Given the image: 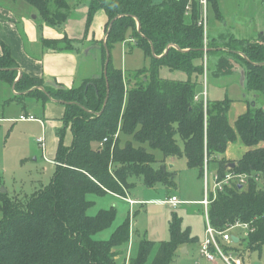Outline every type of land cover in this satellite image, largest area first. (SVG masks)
Listing matches in <instances>:
<instances>
[{
    "label": "trees",
    "instance_id": "obj_1",
    "mask_svg": "<svg viewBox=\"0 0 264 264\" xmlns=\"http://www.w3.org/2000/svg\"><path fill=\"white\" fill-rule=\"evenodd\" d=\"M24 1L38 10L46 26L58 31L84 3ZM86 1V32L97 12L104 11L108 17L106 31H110L106 49L104 46L101 52L103 71L100 77L77 88H46L47 96L63 102L64 131L71 128L73 143L65 147L64 139H60L55 159L57 172L49 185H41L23 198L0 192V264H148L157 246L149 239L140 241L136 255L123 262L117 259L131 244L130 217L114 230L109 240L94 238L113 226L117 210L110 208L90 216L88 210L94 203L87 195L111 192L125 198L126 192L135 186V177L148 189H174L177 173L166 163L170 159L184 157L188 167L198 170L202 178L207 152L209 163L216 166L221 178L232 173L257 176L264 182V147H259L264 143V38L212 39L209 32L205 37L204 28L199 25L200 0ZM207 8L208 24L212 19L210 13L223 19L219 0H207ZM128 39L134 40L146 57H151L150 70L124 74L115 68L111 48ZM42 42L55 51H69L74 45L67 36ZM168 46L171 47L166 52ZM2 47L1 81L14 86L18 93L44 86L42 80L26 74L15 83L17 64L11 50L4 44ZM221 48L229 55L218 54L216 70L212 69V54ZM108 52L110 61L105 75ZM205 55L208 76L231 75L237 65L245 69L246 88L254 95V101L237 119L235 130L229 121L228 99L204 101ZM162 68L185 73L187 80L162 79ZM32 93L46 98L38 90ZM238 139L249 148L243 157L237 162L218 159L228 144ZM134 140L141 145L134 146ZM145 144L161 151L163 158L157 160ZM156 164L159 166L155 167ZM231 164L236 165L232 168ZM209 221L218 231H226L237 223L249 224L252 231L244 241L249 250L260 251L264 247V184L260 186L251 178L244 186H225L209 208ZM169 230L170 240L158 244L150 264H173L179 250L195 241L191 230L183 229L182 218L176 213Z\"/></svg>",
    "mask_w": 264,
    "mask_h": 264
},
{
    "label": "rangeland",
    "instance_id": "obj_2",
    "mask_svg": "<svg viewBox=\"0 0 264 264\" xmlns=\"http://www.w3.org/2000/svg\"><path fill=\"white\" fill-rule=\"evenodd\" d=\"M5 2L9 7L15 6L20 9L25 17L30 18V22L39 26H43L41 15L35 7H30L24 0H0ZM224 4L223 14L224 17L222 27L224 31L229 35L234 34V37L238 41H255L254 37L260 36L261 33H264V0H221ZM15 7H12L15 9ZM222 13V12H221ZM210 15H212L210 13ZM244 17L251 18V23L243 27L241 20ZM212 19H215L214 14ZM242 25V26H240ZM208 32H210L211 22L207 25ZM258 29L260 31H258ZM38 35H39V31ZM259 32V33H257ZM246 38V39H243ZM77 49L81 45L80 42H74ZM219 49V52L213 53L214 58H218V54H222L225 57L229 54L224 52L225 49ZM83 51V49H80ZM83 53V52H82ZM80 54V59L82 56ZM240 55L241 53L238 52ZM234 57L236 55H233ZM243 56V55H241ZM210 64H212V58ZM111 58L112 63L115 68H119L124 71V73H129L134 69L143 68L145 70H150L152 65L151 57H146L141 48H139L136 43L128 44L126 47L123 46V42L115 44L111 48ZM238 58V57H236ZM204 64V63H203ZM217 60L212 64V69L216 70ZM236 69V67H235ZM241 71H235L236 73H242L244 69L243 66H240ZM238 70V68L236 69ZM238 74L233 73L230 77L229 74L226 76H208L206 83L204 82V76L202 78V91L204 92V84L206 85L208 98L212 101L217 100H226L230 101L229 105V121L235 130V123L240 115L244 114L251 104L254 101V95L248 92L246 84L244 86L239 82ZM162 79H175L177 81H186L187 75L180 71H170L168 68H162L159 73ZM203 94V93H202ZM19 98V99H18ZM22 98V99H20ZM41 106L43 103L36 98L24 97L20 93H16L13 89V86L5 81L0 80V190L5 189L7 194L10 197L19 195L21 198L30 196L41 185L47 186L53 180L57 172V164L50 161L48 147L46 148V153H43L41 148L38 146L36 139L44 134L45 140V129L42 127V124L39 121L33 120L34 117L40 120H44V116L41 114ZM256 106L260 107L259 104ZM20 116H23L27 119L32 117L30 120H20ZM18 119L14 121H8L5 119ZM43 121V122H44ZM46 144V142H45ZM134 146H140L141 144L134 140ZM147 150L154 153L157 160L163 158V154L159 150H153L149 144L144 146ZM259 147H264V143H260ZM183 148V143H182ZM249 150L248 147L243 145V143L238 139L237 142L229 143L226 151L218 159H225L229 161H238L240 160L245 152ZM169 160L166 162L168 163ZM159 166L156 164L155 167ZM209 170V184L210 192L214 191V176L219 174L216 166L210 164ZM171 170V169H170ZM177 173L176 183L177 188L172 189L184 194L185 197L195 199L196 197L199 200H203L204 195V185L202 179L199 177L197 170L189 169L187 166L186 159L180 158L177 159L174 169ZM248 176V175H247ZM253 178L256 182H259L260 186L264 184L257 176H248V181ZM135 186L130 189L129 196L132 199H139L143 201L150 200L148 194H152V197H156V193H153L157 190H147L135 177L133 179ZM248 184V183H247ZM162 190V188H160ZM163 191L158 193L159 199H165V193L162 195ZM92 198H99L97 195L90 194L87 195V199L91 201ZM102 199H100L101 201ZM190 203V202H189ZM153 203H137L135 205V210L131 211L130 216L128 214V206L124 208L123 216L120 213L117 215L114 225L118 220H122V224L128 217L131 220V230H134L131 233V245L128 247L125 254L118 257V261L123 262L126 258L129 259L130 256L136 255L138 252V247L140 241L143 239H150L156 242L168 241L170 240V218L173 210L167 211V207L155 206ZM99 203L94 204L89 210L88 215L95 216L100 209ZM113 204H111L112 207ZM123 206L125 204H122ZM185 210L177 212L178 216L182 218L183 229L187 228L188 222L192 221V227L194 228V237L195 241L189 244V249L187 253H181V249L177 253L173 264H225L219 258H217L215 263L206 261L200 257L199 254V242L196 240L198 232H203L205 228L206 216L204 213L203 205L197 204H188L182 205ZM115 207V206H114ZM117 209V208H116ZM125 217V218H122ZM2 219V211L0 209V221ZM120 224V225H121ZM114 225L103 232L98 233L94 236L96 240H109L112 233L114 232ZM118 226V224H117ZM229 234L233 237L236 236L242 242L239 243H226L221 241L222 246L226 250L229 249V253L236 257H242L245 264H264V247L260 251H251L248 249L245 239V234L247 230L243 227L233 228L229 230ZM159 244V243H158ZM158 244L154 248L148 264L152 262L155 258V255L158 251ZM125 251V248L124 250ZM130 255V256H129Z\"/></svg>",
    "mask_w": 264,
    "mask_h": 264
},
{
    "label": "crops",
    "instance_id": "obj_3",
    "mask_svg": "<svg viewBox=\"0 0 264 264\" xmlns=\"http://www.w3.org/2000/svg\"><path fill=\"white\" fill-rule=\"evenodd\" d=\"M219 2H220L221 12L223 14L224 3L221 0H219ZM12 7L15 6L13 5L9 7V5H7L5 2L0 1V57L3 55L2 44H4L11 50L12 58L17 64L16 70L18 72V78L16 79L15 83L22 77L23 74H26L31 78H35L43 81L44 86L34 87L30 91L22 92L20 94L26 98L27 97L36 98L37 100L43 103V107L41 106V114L44 116L45 121L43 120L44 121L43 122L42 120L38 118L36 119L35 117L33 120L39 121L42 124V127H44L46 148L48 147L49 156H50L49 160L56 163L55 159L58 154L60 139L61 138L64 139L63 142L65 147H71L73 143V134L70 127H68L66 131H64L65 107L63 105V102L52 98L50 95L47 96L44 92H46L45 91L46 88L52 90L53 88L57 87L56 85H59L60 87H63L65 89L77 88L82 86V84L85 81L101 76L103 71V61H101V52L104 46L106 49V39H107L106 29L108 24V17L104 11L97 12L89 30L86 32L88 2L84 0V3L73 11L68 22L61 31H58L53 27L46 26L44 23L40 31L39 26H36L32 22H30L29 21L30 18L25 17V15L22 13L20 9L16 7L14 9ZM223 20L224 17L221 20H218L216 18L210 20L211 28L209 33L212 39L214 38L219 39L220 37L235 38L234 34L229 35L228 33H226V31H224L225 27H222ZM241 20H244L242 21L243 27L251 23L250 21L251 18L249 17H244ZM37 31H39V35ZM258 31L260 30L258 29ZM65 36H67L73 42L76 41L80 42L81 45H79V47L82 48L77 49L76 45H73L69 51H55L52 49H48L43 45L42 40L44 39L62 40L65 38ZM262 38H264V33H261L260 36L254 37L252 39H254L255 41H260L262 40ZM249 39L250 38H248V40ZM134 42H135L134 40L128 39L125 43H123V46L126 47L128 44H132ZM80 49H83V51H81ZM81 53L83 57H81L80 59ZM216 60L218 61L217 58L214 57L212 58L213 65L216 62ZM141 69L143 68L134 69L130 72L138 71ZM104 71H105V67H104ZM235 71L233 73L238 74ZM231 75L230 77H233ZM238 76L240 82L241 75L238 74ZM170 80L177 81L175 79H170ZM34 90H38V92L43 93L46 98H43L40 95H35L34 93H32ZM16 93L18 94V92ZM21 117L22 116H20V118ZM18 119L8 118L5 120L14 121ZM1 120L3 119H0V122ZM42 136L44 137V134L36 139L37 144H38V139ZM176 162L177 159L169 160L168 163L170 164V169H174V165L176 164ZM160 188H162V190H160ZM145 189L155 190L148 188ZM156 190L157 191L153 193L156 192L160 193V191H163L162 195H164L165 193V199H161V198L159 199V197H157L159 195L158 193H156L155 198L152 197V194H148L150 196V200L147 201L132 199L129 196L130 190H128L126 192L127 196L125 198L117 194L107 192L102 196H97L99 198H92L91 201L94 204H98V203L100 204L98 208L100 209V211L108 210L110 208H115V209L117 208L116 209L117 215L120 213L121 216H123L124 213L123 207L125 206L126 208L127 206L128 208L130 207L128 209V214L130 216L131 211H133V209L135 210V205L137 203H141V204L153 203L152 205L155 206L158 205L159 207L160 206L167 207L168 208L167 211L173 210L170 219H172V215L174 213L177 214V212L174 210H177L178 212L185 210L184 206L182 205H188L193 203L197 205L203 201V200H199L197 197L195 199L190 200L189 198L185 197L184 194L182 193L179 194V192L172 191V189H166L165 187H158ZM171 196L179 197L180 200L183 202V204L179 206L177 209H172L168 205L162 203L164 200L170 198ZM100 199L102 200L100 201ZM203 199H204V195H203ZM111 204H113L112 207ZM122 204L125 205L123 206ZM122 220L120 219L118 220V222H116L115 225L113 224L114 230L121 224L120 222ZM191 225H192V221L188 222L187 228L191 230V237L195 239L194 228ZM133 230L134 228H132L131 233ZM205 231H206V221L203 232L199 231L197 235L196 240L199 242L198 249H200V244L201 242H203L205 238ZM151 241L155 242L156 244L161 242H166V241L156 242L154 240ZM188 245L184 246L186 247L187 252L189 249ZM184 247H182L181 249H183Z\"/></svg>",
    "mask_w": 264,
    "mask_h": 264
},
{
    "label": "built area",
    "instance_id": "obj_4",
    "mask_svg": "<svg viewBox=\"0 0 264 264\" xmlns=\"http://www.w3.org/2000/svg\"><path fill=\"white\" fill-rule=\"evenodd\" d=\"M200 3L202 5V21L199 23V25H202L205 32L206 37V31H207V25H208V8H207V0H200ZM189 9V8H188ZM207 41L205 39V51H206ZM208 78L207 73V57L205 55L204 57V82L206 83V79ZM204 97L205 103L208 99L207 89L206 85L204 84V92L202 94ZM197 98V97H196ZM21 120H30L33 119L30 117V119H27L25 117H21ZM106 141V140H105ZM38 144L42 150L43 153H46V144L44 138L38 139ZM210 163L209 158L207 156V152H205L204 157V164H203V182H204V199L201 202V205H203L204 213L206 216V231H205V238L203 242L200 244L199 254L201 257H203L205 260L211 263H215L217 258H219L222 262L225 264H245L242 257H236L232 256L229 253V249L224 247L221 244L222 242L230 243L232 241V236L229 234V230L233 229L235 227L240 228L243 227L245 230H247V234H245V237L249 235V233L252 231L249 224H242L237 223L235 226H232L226 231H218L215 229L209 221V208L211 204L214 202V200L217 197V193L222 191L225 186L231 185L232 183H237L240 186L247 185L248 183V176L247 175H236L232 173H228L225 175L224 178H221L220 174H216L214 176V191L210 192V184H209V170H210ZM162 203L165 205H168L172 209H177L179 206L183 204V202L180 200L177 196H171L170 198L164 200Z\"/></svg>",
    "mask_w": 264,
    "mask_h": 264
},
{
    "label": "water",
    "instance_id": "obj_5",
    "mask_svg": "<svg viewBox=\"0 0 264 264\" xmlns=\"http://www.w3.org/2000/svg\"><path fill=\"white\" fill-rule=\"evenodd\" d=\"M109 31H110V28L108 29L107 34L109 33ZM170 47H171V46H168L166 52L170 49ZM109 61H110V54H109V52H108V53H107V62H106V64H105V71H104L105 75H106V73H107V68H108ZM236 68H238V70H237L238 72L241 71L239 65H237ZM245 80H246V75H245V71L243 70L242 73H241V79H240V82H241V85H242V86H244ZM235 165H236V164H231V167L233 168V167H235ZM0 192H2V193H7L5 189L0 190ZM232 241H233L234 243H236V244L240 242L239 238L236 237V236H233V237H232ZM180 251H181V253H187V249H186V247H184V248L181 249Z\"/></svg>",
    "mask_w": 264,
    "mask_h": 264
}]
</instances>
